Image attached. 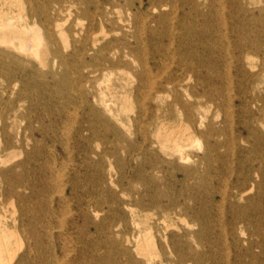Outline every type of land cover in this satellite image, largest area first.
I'll use <instances>...</instances> for the list:
<instances>
[{
	"label": "rangeland",
	"instance_id": "obj_1",
	"mask_svg": "<svg viewBox=\"0 0 264 264\" xmlns=\"http://www.w3.org/2000/svg\"><path fill=\"white\" fill-rule=\"evenodd\" d=\"M43 1L50 2V0ZM117 1L120 5H113L108 9V20L113 24L107 22L103 32L97 27L94 36L100 39L99 45L110 41L115 42L122 49L120 52L123 55L127 52L126 43H130L135 50L128 57L123 56V59L129 63V68H118L119 70L109 68L107 71L98 72L91 80H95L93 81L95 90L113 109L114 118L110 117L114 120L111 122L119 127L122 137L115 138L112 133L104 132L105 137L101 136L100 144L97 137L84 133L89 139V144L86 146L77 137L79 133L76 128H72L69 124L65 133L71 134V144L67 148L60 139L63 131L48 130L49 132L46 131L44 134H36L33 140L26 141L23 138L25 139L23 144L17 143L20 135L23 136L28 121L15 123L12 119H8L7 101L10 99V93H4L1 89L4 83L0 78V112L5 111V118L0 119V156L7 162L4 168L9 169L17 166V170H15L17 176L25 181L42 180L44 175L41 167L44 162L56 166L59 173L67 171L71 177L73 174L79 175L77 192L74 195L71 194L73 200H70L72 202L70 208L76 212L81 209L82 203L88 201L92 206L97 205L100 212L98 216L91 215L90 221L87 223L78 214H74L72 218L67 217L66 222L74 220L79 226L84 225L83 230L75 232L69 230L70 223H67L63 232L68 233L67 235L72 233L71 239L69 242L62 239L57 240V253L60 254L62 248L67 244L71 248V250L68 249L70 259L77 257L78 249H83L90 262L93 259V264H145L143 257L137 251L136 244L123 246L121 252L118 250L117 243L121 240L119 234L122 229L128 226V230L134 232L133 218L142 220L150 216L164 220L161 227L154 231L156 245L153 253L156 256L159 255L154 259L155 264H167L164 262L163 254L169 256V250L163 237V229L171 223L174 225L169 226L166 231L167 238L172 234L176 235L177 243L184 253L187 252L186 243L189 242L196 252L203 255L207 253L211 257L210 264H264V220H261L264 217V173L262 175L255 173L260 169L261 158L264 154V149H262L264 121L262 122V117L255 114L254 117H248L246 121L256 125L261 130L263 137L257 138L242 134L243 119L235 117L234 114L233 123L228 125L224 112L227 106L214 105L206 98H197L195 94H203L201 87L196 86L193 80L185 81L183 84L186 89H189L190 96L184 95L183 98L185 101L188 100L186 103L194 111L192 124L198 132V138L192 140L187 147L186 154L190 158L182 161L165 154L159 144L163 141L164 136H158L156 128L147 124L148 141L144 144L138 133V124L129 123L128 118L136 119L140 112L137 91L142 82L138 75L143 70V61L153 59L152 52L150 53L148 50L150 48L147 45L152 46L154 42L135 36L138 29L135 25L130 24L132 17L129 8L124 5V0ZM32 2L35 7L39 8L34 1ZM253 2H257V0H253ZM262 5L257 3L254 6ZM51 6L61 11L58 17L64 28L69 30L66 35L57 36L60 50L63 55L69 57L75 46L80 47V36L77 32L89 25L88 20L81 18L78 13L86 8L94 10L86 7L82 0H58ZM9 9L21 11L27 15L30 12L29 1L0 0V10ZM49 11L51 12L52 9ZM28 21L32 22L33 20L28 18ZM201 26L196 27V30H203ZM172 27L176 29V33H179L180 24L174 21ZM145 31V29L142 30V32ZM178 36L172 40L171 48L174 49V52L171 53V56L175 55L176 58L188 56L189 54L182 55L178 50L180 40ZM196 38L187 36L185 40L189 42ZM251 38L254 39V36L251 35ZM66 40H68V45L65 48L63 41ZM230 40L232 43L242 42L235 36H231ZM165 43H168V40L165 39ZM103 53L107 55L111 54V51ZM247 55L238 49L222 55L221 72L218 70L217 73L225 81V76L230 77L231 86L228 90L232 96L240 95L239 83L245 74L254 76L256 79L257 88L253 95H264L263 58L261 54ZM45 59L47 60L45 67H41L37 62L33 64L39 73L37 84L17 85L13 87L14 91L26 97H33V101L41 105V102L38 101V99H42L40 93L44 95L48 105L60 103L65 110H74L76 107L74 105L77 103L64 97L63 91L58 93L59 90L55 88L57 82L52 76V73L57 76H66V69L60 65V61L53 64L55 55L47 53ZM89 59V56H85L86 61ZM163 59L165 70L156 71L154 79L160 83L159 88L166 85L167 73L178 72L177 59L174 61L166 56H163ZM69 62L74 72L72 77L75 74L77 76V73H81L83 76L87 75V71L82 68L79 60L72 59ZM241 62L246 66L244 73L239 72ZM9 69L16 70L15 67H10L6 61L0 59V73ZM43 69L49 74H43ZM45 84L46 88L42 86ZM215 88L213 86V92ZM184 90L182 89L181 93H184ZM228 90H223L222 94L226 96ZM214 95L215 98L218 97L215 92ZM34 102L31 103L34 104ZM31 103L25 101L24 105L29 107ZM233 103L237 105L238 99H234ZM161 104L165 109L168 105L174 104V98L167 97L161 101ZM155 105L152 103L151 108L154 109ZM230 109L228 110L234 113V109L232 107ZM188 111L189 109L186 107L178 108L174 105L171 114L167 115L165 119H160L158 125L164 123L169 128L180 129L179 131L184 133L188 131L190 125ZM257 118L260 120H256ZM32 120L35 128L40 127L35 119ZM64 120H66L65 116ZM93 123L95 128L103 125L97 119H94ZM45 124L49 125V120H46ZM212 129L219 130L218 135H213L212 132L210 135L209 132ZM190 130L193 131L192 128ZM7 135L14 138L15 146L5 150L4 141ZM232 136L234 139L231 138ZM216 142L220 145L216 146ZM247 175L249 178L246 177ZM10 179L12 180V178ZM261 181L263 188L260 192L258 183ZM57 182L60 181L56 180V186ZM61 183L63 189L67 188L64 182ZM58 189V186L55 187L51 194L58 196ZM146 191L150 198L160 199L163 204H167L171 199L183 203L190 197L189 207L196 209L197 215L179 218L171 213L165 217L159 210L147 206L146 200L142 197ZM69 192L70 188L67 190L68 195ZM47 194L45 192L43 196ZM17 203L18 201L15 199L0 197V211L4 216V221L19 215ZM82 208L86 210V207L82 206ZM95 224L100 227L99 230H95ZM56 234H60V230L57 229ZM89 235L92 237L88 240ZM215 250L219 252L218 255H213ZM256 256H258L257 259Z\"/></svg>",
	"mask_w": 264,
	"mask_h": 264
},
{
	"label": "bare ground",
	"instance_id": "obj_2",
	"mask_svg": "<svg viewBox=\"0 0 264 264\" xmlns=\"http://www.w3.org/2000/svg\"><path fill=\"white\" fill-rule=\"evenodd\" d=\"M28 1L30 12L27 15L13 9L0 10V59L6 61L10 67L16 68V70L9 69L0 73V78L3 79L4 83L1 89L4 93H10V99L7 101V117L15 123L28 121L23 136L22 134L20 135L17 143L23 144L22 142L25 139L26 141L28 139L33 140L36 134H44L46 131H63L60 139L67 148L71 144V134L65 133V129L68 128L69 124H71L72 128H76L79 133L77 137L86 146L89 144V139L84 133L97 137L100 144V138L101 136L105 137V133H112L115 138H121L122 133L119 127L112 123V120H114L111 118L112 116L114 118L113 109L107 104L104 97H101L95 90L93 85L95 80H91L98 72L107 71L109 68H129V63L123 59V56L128 57L130 53L134 52L135 49L130 43H126L127 52L123 55L120 52V46L116 45L115 42L110 41L104 45H99L100 39L94 36L97 27L103 32L107 22L113 24L108 20V9L110 6L120 5L119 1L82 0L86 7L93 8L94 11L86 8L78 13L81 18L88 20L89 25L77 32L80 36V47L75 46L69 57L63 55L57 39L58 35L64 36L69 32L61 24V20L58 17L61 11L51 6L52 3L58 0H50V2L43 0ZM32 1L39 8L35 7ZM257 3L263 5L260 7L254 6ZM124 5L130 10L132 17L130 24L135 25L138 29L135 36L147 38L154 42L152 46L147 45L150 48L147 49L150 50V53L152 52L153 59H145L143 61V70L138 75L142 82L141 87L137 91L140 112L136 119L128 118L129 123L135 122L138 124V133L144 144L148 141L147 125L154 126L158 136H164L163 141L159 142V144L165 154L182 161L190 158L186 154L187 147L192 140L198 138V132L192 124L194 111L186 103L188 100L185 101L183 98L184 95L190 96L189 89H186L183 84L185 81L190 80H193L195 85L203 90V94H195L197 98H206L214 105L221 104L223 107L227 106L228 109L230 107L234 109V113L227 108L224 111L225 121L228 125L233 123L235 114V117L237 116L244 121L241 127L242 134L257 138L263 137L261 130L256 125L246 121L248 117H254L255 114L262 117V122L264 121V95H253L257 88L255 77L247 74L243 75L239 83L240 95L232 96L229 93V87L231 86L230 77L225 76V81L217 73L218 70L221 72L220 61L222 55L236 49L248 55L261 54L264 70L263 0H257V2H253V0H124ZM50 9H52L51 12L49 11ZM28 18H32L33 21L29 22ZM174 21L180 24L179 33H176V29L172 27ZM199 26L203 30L197 31L196 27ZM143 29L146 31L142 32ZM224 30H226V33H224ZM251 35L254 36V39L251 38ZM175 36L180 39L178 50L182 55L189 54L188 56L180 58H176L175 55V57L171 56V53L174 52L171 46ZM187 36H195L197 38L187 42L185 40ZM231 36L238 37L242 42L232 43L230 40ZM165 39L168 40V43H165ZM63 42L66 48L68 40ZM142 44L144 45L145 42L143 41ZM104 51H111V54L104 55ZM89 52L91 53L88 54ZM47 53L55 55L56 60L53 59V64H57L60 61V65L66 69V76H57L55 73H52V76L57 82L55 88L59 90L58 93L63 91L64 97H68L77 103L72 111L65 110L60 103L48 105L44 95L40 94L39 91L38 93L42 99H38V101L41 102V105L38 102H34L33 97H26L13 89L17 85L30 86L37 84V77H39L37 75L39 73L33 64L37 62L41 67H45L47 63L45 55ZM85 56L90 57L89 61L85 60ZM163 56L174 59V61L177 59L176 67L178 72L174 74L167 73L166 85L159 88L160 83L154 79L156 71L165 70ZM72 59L81 62L82 68L87 71L86 76L77 73V76L75 74L72 77L74 72L69 62ZM245 71L246 66L241 62L239 72L244 73ZM42 73L49 74L44 69ZM42 86L44 88L47 87L46 84ZM213 86L216 87L214 92L217 93V98H215ZM182 89H185L184 93H181ZM223 90H228L226 96L222 94ZM167 97H173L174 104H170L164 109L161 101ZM234 99H238L237 105L235 103L232 104ZM25 101L34 102V104L31 103L29 107H26L24 105ZM152 103L156 104L154 109L151 108ZM174 105L178 108L186 107L189 109L190 125L188 126V131L184 133L179 131L180 129H171L164 123L158 125L160 119H165L167 115L171 114ZM4 113L5 111L0 112V119L5 118ZM64 116L67 121L64 120ZM32 119H35V122L40 124V127L35 128ZM94 119H97L103 125L95 128ZM46 120H49V125L45 124ZM256 120H260V118ZM191 128L193 131L190 130ZM211 132L213 135H218L219 130H210V135ZM231 138L234 139L233 136ZM14 144V138L7 135L4 141V149L7 150L14 147ZM215 145L218 146L220 143L216 142ZM190 148L192 147L190 146ZM262 149H264V145ZM68 156L70 157V155ZM263 157L264 154L261 158L260 169L255 172L258 175L264 173ZM6 163L0 156V197L12 198L18 201L17 211L19 215L12 216L10 220L4 221V216L0 211V264H93V259L90 262L87 253L83 249H78L77 257L72 259H70L68 251L71 248L64 242L65 246L60 254L57 253L56 249L57 240L62 239L65 242H67L66 240L69 242L72 237V233L67 235L68 233L63 232L67 223H70L69 230H74L75 232L84 228V225L79 226L74 220L66 222L68 218L78 214L87 223L90 221L91 215L98 216L100 212L97 205L94 204L92 206L88 201L82 203L86 210L82 206L76 212L70 208V205H72L70 200H73L71 199V194L74 195L77 192L78 182L80 181L79 175L73 174V177H71V174L67 171L59 173L56 166L44 162L41 167L44 178L40 181H25L17 176L15 171L17 166L5 169L4 165ZM246 177L249 178V175ZM56 180L60 181L57 182L59 187L58 196L51 194L57 187ZM262 181L258 183L260 192L263 188ZM61 182H64L67 188L63 189ZM69 188L70 192L68 195L67 190ZM45 192L48 194L43 196ZM142 197L146 200L147 206L151 209L159 210L165 217L171 213L179 218L193 217L198 212L196 209L189 207L190 197L188 201L185 199L183 203L171 199L167 204H163L160 199L150 198L147 191ZM192 200L195 201L194 198ZM261 220L263 221L264 217ZM163 222L164 220L162 221L161 218L155 219L150 216L142 220L133 218L135 230L132 233L127 226L120 231L121 240L117 243L118 250L122 252L123 246L136 244L137 251L143 257L145 264H155L154 259L157 256L159 257V255L156 256L153 253L156 245L154 231L158 230V227L160 228ZM173 225L171 223L169 226ZM169 226L167 228L163 227V237L169 250V256L163 254L165 263L210 264L211 257L207 253L203 255L196 252L189 242L186 243L187 252L184 253L177 243L178 237L176 235L172 234L167 238L166 231H168ZM94 228L99 230L100 227L95 224ZM57 229L60 230V234H56ZM91 237L89 235L88 240ZM217 250L214 251L213 255L219 254ZM257 258L258 256H256Z\"/></svg>",
	"mask_w": 264,
	"mask_h": 264
}]
</instances>
